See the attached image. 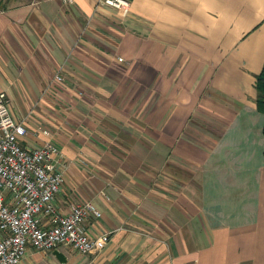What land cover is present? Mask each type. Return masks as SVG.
I'll return each instance as SVG.
<instances>
[{
	"label": "crops",
	"instance_id": "crops-1",
	"mask_svg": "<svg viewBox=\"0 0 264 264\" xmlns=\"http://www.w3.org/2000/svg\"><path fill=\"white\" fill-rule=\"evenodd\" d=\"M0 0V93L60 148L67 264H264V0ZM61 77V80H58ZM42 128V130L40 129ZM50 132V136L45 131ZM23 264H62L30 251Z\"/></svg>",
	"mask_w": 264,
	"mask_h": 264
},
{
	"label": "built area",
	"instance_id": "built-area-1",
	"mask_svg": "<svg viewBox=\"0 0 264 264\" xmlns=\"http://www.w3.org/2000/svg\"><path fill=\"white\" fill-rule=\"evenodd\" d=\"M98 2L130 8L128 0ZM26 120L14 117L8 94L1 92L0 264H23L32 250L48 254L72 247L83 255L103 251L112 233L92 237L88 232L89 219L100 218L102 212L91 201L75 205L68 213L56 206V196L65 183L66 164L60 163V148L52 140L36 149L22 144L28 132Z\"/></svg>",
	"mask_w": 264,
	"mask_h": 264
},
{
	"label": "trees",
	"instance_id": "trees-1",
	"mask_svg": "<svg viewBox=\"0 0 264 264\" xmlns=\"http://www.w3.org/2000/svg\"><path fill=\"white\" fill-rule=\"evenodd\" d=\"M256 87L258 90V110L264 113V68L263 71L257 77Z\"/></svg>",
	"mask_w": 264,
	"mask_h": 264
},
{
	"label": "water",
	"instance_id": "water-1",
	"mask_svg": "<svg viewBox=\"0 0 264 264\" xmlns=\"http://www.w3.org/2000/svg\"><path fill=\"white\" fill-rule=\"evenodd\" d=\"M54 255L57 257V259L62 263V264H67L68 263V259L66 257V255L60 251V250H55L54 251Z\"/></svg>",
	"mask_w": 264,
	"mask_h": 264
}]
</instances>
